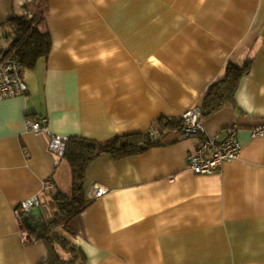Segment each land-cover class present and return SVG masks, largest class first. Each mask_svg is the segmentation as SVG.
I'll list each match as a JSON object with an SVG mask.
<instances>
[{
    "label": "crops",
    "instance_id": "0c3cea01",
    "mask_svg": "<svg viewBox=\"0 0 264 264\" xmlns=\"http://www.w3.org/2000/svg\"><path fill=\"white\" fill-rule=\"evenodd\" d=\"M37 11L50 52L23 69L25 95L0 99V264L47 258L46 204L70 192V166L49 150L50 134L27 129L45 117L69 137L161 133L141 152H106L89 165L87 205L70 221L77 235L57 228L86 264H264V136L252 135L264 121V0H0L6 49L11 18ZM249 60L233 101L204 115L220 140L237 129L240 155L196 173L187 159L199 137H182V126L160 131L159 122L204 113L228 62ZM48 180L54 187L44 191ZM35 195L40 206L17 216Z\"/></svg>",
    "mask_w": 264,
    "mask_h": 264
},
{
    "label": "trees",
    "instance_id": "16d2710c",
    "mask_svg": "<svg viewBox=\"0 0 264 264\" xmlns=\"http://www.w3.org/2000/svg\"><path fill=\"white\" fill-rule=\"evenodd\" d=\"M42 21V11L10 20L16 35L11 47L15 49L25 69L34 68L38 60L50 52V34L41 31ZM250 66V60L244 65L228 62L222 76L208 87L204 95L202 107L205 116L233 101L239 81L250 71ZM159 123L162 126L160 131L175 129L178 126L183 128L184 119L176 121L163 119ZM157 134L161 133L151 130L145 133L115 136L105 141L78 136L69 137L63 157L71 169L72 190L70 193L58 191L52 196L53 216L48 218L40 236L48 246V256L40 264H86L87 256L83 249L59 233L57 228L62 226L71 236L77 235V232L70 227V221L80 215L87 205L85 179L89 165L102 153L111 152L116 156H126L141 152L159 143L155 138Z\"/></svg>",
    "mask_w": 264,
    "mask_h": 264
},
{
    "label": "built area",
    "instance_id": "2783aa9c",
    "mask_svg": "<svg viewBox=\"0 0 264 264\" xmlns=\"http://www.w3.org/2000/svg\"><path fill=\"white\" fill-rule=\"evenodd\" d=\"M23 69L24 65L16 55L15 49H6L3 46V36L0 34V99L27 93L28 86L22 76ZM183 119L182 137H199L196 151L190 154L187 159L188 167L192 171L203 174L213 173L224 162L239 157L242 146L235 127L228 129L227 137L220 140L217 136L209 135L202 109L196 108L186 112ZM27 129L35 133L50 134L49 150L60 157L65 155L69 136L52 133L48 125V118L28 119ZM252 135L264 136V121L252 129ZM53 187V181L48 180L44 182L42 189L51 191ZM105 192V188L98 187L96 196H102ZM40 204L39 196L35 195L21 202L20 206L15 209V214L21 217L23 213L40 206ZM21 234L23 240L29 242L31 237L29 233L23 229Z\"/></svg>",
    "mask_w": 264,
    "mask_h": 264
},
{
    "label": "rangeland",
    "instance_id": "374dc122",
    "mask_svg": "<svg viewBox=\"0 0 264 264\" xmlns=\"http://www.w3.org/2000/svg\"><path fill=\"white\" fill-rule=\"evenodd\" d=\"M71 178H72V176H71ZM69 189H70L69 191L71 192V190H72V181H71V188L69 186ZM45 215H46L47 218H51L53 216V205H52V202L46 204V207H45Z\"/></svg>",
    "mask_w": 264,
    "mask_h": 264
}]
</instances>
